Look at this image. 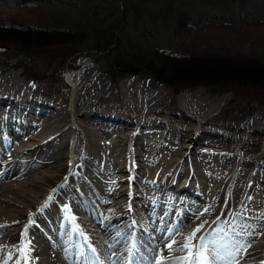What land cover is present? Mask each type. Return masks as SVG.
Returning a JSON list of instances; mask_svg holds the SVG:
<instances>
[{"label":"bare ground","instance_id":"1","mask_svg":"<svg viewBox=\"0 0 264 264\" xmlns=\"http://www.w3.org/2000/svg\"><path fill=\"white\" fill-rule=\"evenodd\" d=\"M76 72L67 84L68 105L50 115L21 106L29 87L12 75L0 82V105L6 107L0 114V232L9 228L0 234V264H141L133 256L136 250L130 252L141 243L137 230L149 245L150 252L143 250L152 264H171L188 255L182 245L197 228L192 244L207 242L219 255L209 254L213 264H264V164L255 163L262 155L251 156L244 143L262 126L264 113L240 126L235 153L226 157L200 134L218 100L179 94L173 106L189 128L164 142L166 134L154 127L167 125L154 122L153 115L170 103L166 87L137 76L114 85L85 62ZM103 100L120 103L125 114L110 104L94 110ZM22 111L29 113L28 121ZM89 115L105 126L88 123ZM108 121L122 126L107 127L115 125ZM41 149L47 156L39 167L23 161ZM85 160L111 181H98L95 171L83 168ZM134 178L142 187L131 185ZM131 203L147 217L125 211ZM127 221L133 222L132 234L118 225ZM72 243L76 259L67 249Z\"/></svg>","mask_w":264,"mask_h":264},{"label":"rangeland","instance_id":"2","mask_svg":"<svg viewBox=\"0 0 264 264\" xmlns=\"http://www.w3.org/2000/svg\"><path fill=\"white\" fill-rule=\"evenodd\" d=\"M6 1L10 2V0ZM3 3L0 2V21L19 24L33 23L48 30L69 31L75 38L73 42L43 49L25 50L15 45L6 46L7 51L0 54V82L8 73V75H12V79L16 78L23 88L29 87V89H24L27 94L24 95L26 99L21 105L22 107L29 106L31 110L40 109L41 112L44 111L43 114L47 113V115H50L54 111L53 109L57 108L59 111L65 108L68 105L67 84L70 83V75L76 72L81 62L95 65L101 74L109 75L110 82L117 85L125 78L132 77L113 67L121 65L122 62L126 65L121 66L140 70L137 77H133L147 83L150 80L156 81L169 90L172 98L170 103L163 108L164 113L153 115L154 122L163 121L167 125L166 128L170 126L172 131H176L168 133L166 128L161 129L157 124L156 128L154 127L155 132L166 134L162 138L164 142L173 139V135H175L174 139H177L183 133V129L189 128L186 124L188 119L180 117L182 113L173 106V102L181 93L185 94L191 91L198 96V100L219 101L211 119H208L207 124L203 125L204 132L200 134L203 141L215 146L210 147L212 150L221 152L226 157L235 153L233 146L240 136V126L256 113H264V92L232 89L224 86L169 87L157 81L144 67L131 64V56L136 52L138 45L143 46L147 58H153L151 52L158 48L177 52L205 49L206 45L227 46L228 49L236 48L248 52H250L249 49L258 47L264 54V24H256L257 12H262L259 9L264 7V0H46L43 1V4H39L40 8L17 9L8 8ZM95 7L101 10L97 20L81 16L80 12H89ZM181 12L189 17L187 20L189 23L182 28L178 27V14ZM108 13L112 16H107ZM115 19H117L116 22ZM184 28L189 29L185 30ZM109 34H113L114 37L111 38ZM97 49L102 51H97ZM118 59L119 61H117ZM10 81L12 80L7 82ZM157 89L159 88L157 87ZM111 101L103 100L96 103L94 110H101L110 104L122 117L126 109L120 108V103ZM4 106L0 105V114L5 112L6 107ZM90 111L91 109H89V113ZM22 113L27 114L24 117L25 120H29V113L27 111H22ZM36 115L40 118L43 116L42 113L41 115L36 113ZM88 121L97 128L102 129L105 126L98 123V119L95 117L90 116ZM99 122L105 123L106 121L100 120ZM108 122L115 125L107 127L122 126L118 121ZM244 143L248 154L253 157L262 155L259 160H255V163H260L258 166L261 168L264 164L262 160V157L264 158V121L259 130L255 129L246 136ZM46 156L41 149L40 152L28 154L23 161L35 168L36 165L39 167L45 161ZM82 166L95 171L98 181H111L110 176L105 175L86 160ZM138 183L134 178L131 185L138 188L141 186ZM197 201L192 199V203ZM151 202L152 199L149 198L148 203ZM128 209H135L138 214L147 217L146 211L141 207H135L133 203L125 211ZM127 223L118 225L122 229L125 227L131 229L129 233L132 234L133 222L127 221ZM40 227L43 229V225L40 224ZM8 230L9 228L3 229L0 234H4ZM135 233L140 239L141 245H133L130 252L136 250L133 256H136V260L141 264L146 261L152 264L149 256L145 254V251H149V245L143 241L142 233L139 230ZM59 242L61 248L66 247L63 246L64 240ZM67 249L69 254L74 253L70 255L76 259L78 249L74 244H70ZM139 257L145 260L144 263L140 261Z\"/></svg>","mask_w":264,"mask_h":264},{"label":"trees","instance_id":"3","mask_svg":"<svg viewBox=\"0 0 264 264\" xmlns=\"http://www.w3.org/2000/svg\"><path fill=\"white\" fill-rule=\"evenodd\" d=\"M43 1L46 0H0L1 3L6 2L3 4L8 8L16 9L40 8L39 4H43ZM259 10L262 12H257L256 24H264V7ZM99 11L101 10L95 7L80 14L87 19L97 20ZM107 16L111 17L112 14L108 13ZM178 17V27L182 28L189 23V17L185 13H179ZM240 17L242 19V15ZM71 35L69 31L48 30L33 23L0 21V46L15 45L25 50L43 49L73 42L75 38ZM109 35L114 37L113 34ZM138 46L131 56V64L144 67L157 81L169 87L224 86L264 92V54L258 47L249 49L250 52L217 45L177 52L158 48L151 52L153 58H147L143 46ZM121 65L126 64L121 62Z\"/></svg>","mask_w":264,"mask_h":264},{"label":"snow or ice","instance_id":"4","mask_svg":"<svg viewBox=\"0 0 264 264\" xmlns=\"http://www.w3.org/2000/svg\"><path fill=\"white\" fill-rule=\"evenodd\" d=\"M199 231L200 228L195 229L182 245V250H186L188 255L178 258L176 261L171 262V264H213V262L210 261L209 254L215 258H219L215 250L208 248L207 242H202L198 247L193 246L192 241ZM204 239L205 238L201 237L202 241H204ZM173 243H175V241H173ZM212 243L214 244L215 242L212 241ZM167 247L171 249L172 244H168ZM160 264H164V262L161 261Z\"/></svg>","mask_w":264,"mask_h":264},{"label":"water","instance_id":"5","mask_svg":"<svg viewBox=\"0 0 264 264\" xmlns=\"http://www.w3.org/2000/svg\"><path fill=\"white\" fill-rule=\"evenodd\" d=\"M7 51V47L0 46V54L4 53ZM117 71L123 73V74H128L131 76H136L139 74L140 70L138 68H133V67H124L120 65H114L113 66Z\"/></svg>","mask_w":264,"mask_h":264}]
</instances>
